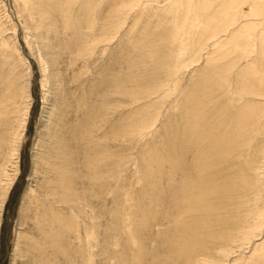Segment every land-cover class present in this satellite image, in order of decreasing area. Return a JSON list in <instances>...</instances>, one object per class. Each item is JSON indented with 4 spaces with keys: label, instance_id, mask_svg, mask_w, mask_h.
<instances>
[{
    "label": "rangeland",
    "instance_id": "rangeland-1",
    "mask_svg": "<svg viewBox=\"0 0 264 264\" xmlns=\"http://www.w3.org/2000/svg\"><path fill=\"white\" fill-rule=\"evenodd\" d=\"M55 1L0 0V264H264V14Z\"/></svg>",
    "mask_w": 264,
    "mask_h": 264
},
{
    "label": "bare ground",
    "instance_id": "bare-ground-1",
    "mask_svg": "<svg viewBox=\"0 0 264 264\" xmlns=\"http://www.w3.org/2000/svg\"><path fill=\"white\" fill-rule=\"evenodd\" d=\"M17 1V0H16ZM20 1V3H21V5L22 6H28V5H32L33 6V3H31V0H19ZM57 1V0H56ZM56 1H55V3H56ZM59 1V0H58ZM94 1L95 0H93V3H94ZM170 1V8H169V10L171 9V10H173V12H175L176 14H179V13H182V15H188L189 14V12H190V14H197V13H194L195 11H198L199 10V8H198V6H196V4H195V0H169ZM244 1H249V0H227V3H226V5H225V8H223V10L225 11L226 9H227V11L228 10H233V9H237L238 7H240V5L244 2ZM14 2V1H13ZM33 2H34V4L36 5V3H35V0H33ZM49 2V1H48ZM60 2V3H59ZM58 3L60 4L59 6L61 7L62 5H61V1H59ZM96 2V1H95ZM250 15L247 13H243V15L245 14V20L244 21H246V23L247 24H249V23H260L261 21H262V18H264L262 15L264 14V0H250ZM54 3V2H53ZM53 3L51 4V5H53ZM57 3V4H58ZM15 4V3H14ZM16 5V4H15ZM21 5H20V8H21ZM50 5V6H51ZM55 5V7H56V4H54ZM53 5V6H54ZM81 5V4H80ZM83 5H85V4H83ZM82 5V6H83ZM91 5V4H90ZM90 5L88 6V5H86L85 6V9L83 8V10H80V11H82L83 13H86V14H88V13H90L89 11L91 10L90 8H88V7H90ZM46 6V5H45ZM64 6V5H63ZM82 6H81V8H82ZM169 6V5H168ZM17 7V6H16ZM47 7V6H46ZM52 7V6H51ZM53 8L52 10L53 11H55V9L56 8ZM94 7H95V4H94ZM25 8V7H24ZM80 9V8H79ZM59 10H61V9H59ZM48 11L50 12L51 10H49L48 9ZM227 11H226V14H228L227 13ZM25 12H27V11H25ZM47 12V11H46ZM57 12H58V6H57ZM56 12V13H57ZM92 12V11H91ZM172 12V13H173ZM48 13V12H47ZM55 13V14H56ZM188 13V14H187ZM20 14V13H19ZM29 14V13H28ZM62 14V13H61ZM61 14H58L59 15V17L61 16ZM226 14H225V17H227V21L230 19L229 17L231 16V14L228 16H226ZM27 15V14H26ZM31 15V14H30ZM50 15V14H49ZM82 15V14H81ZM85 15V14H84ZM216 15V14H215ZM221 15V14H220ZM57 16V15H56ZM80 16V15H79ZM249 16H254V17H252V18H249ZM261 16H262V18H261ZM29 17V16H28ZM82 17V16H81ZM233 17V16H232ZM21 18V17H20ZM187 18V17H186ZM186 18L185 19H183V21L181 20V18H180V23H181V25H183V24H185V23H187V21H186ZM261 18V19H260ZM61 19V18H60ZM81 19V18H80ZM190 19V18H189ZM77 20H79V18L77 19ZM80 22V21H79ZM208 23V22H207ZM24 24V23H23ZM199 23H197L196 24V26H197V28H198V30H195L194 28H195V25H191L190 26V29H189V31H184L185 33H184V35L185 36H187V37H191V39H193L192 37H198V41L200 40V38L202 39V38H204V37H206V36H208L209 35V33H211V32H209V28L207 27V26H204L203 28L202 27H200L199 25H198ZM247 24H244V25H242V26H244V27H242V31H246L247 32V30H250L251 28H249L248 26H246ZM202 25V24H201ZM205 25V24H204ZM22 26V25H21ZM26 26V25H25ZM184 26V25H183ZM184 27H186V26H184ZM234 28V27H233ZM239 28V27H238ZM24 29H25V31H26V27H24ZM183 29V28H182ZM220 29V28H219ZM254 29V28H253ZM235 30V29H234ZM262 30V29H261ZM24 31V30H23ZM212 31V30H211ZM25 33V32H24ZM27 33V32H26ZM226 33H228V30H227V32ZM231 33V32H230ZM232 34V33H231ZM244 34H245V32H244ZM243 34V35H244ZM247 35H248V33H246ZM246 34L244 35V36H246ZM260 35H261V38H262V40H260L259 39V37L260 36H257L256 37V40L260 43V47H261V53H262V58L264 59V32H261L260 31ZM242 36V35H241ZM216 37V36H215ZM213 38V37H212ZM244 38V37H243ZM247 37H245V39H244V42L242 41V44H243V46L246 48H248V46H249V43L248 42H251L252 43V41L251 40H248V39H246ZM253 38V37H252ZM251 38V39H252ZM255 38V37H254ZM28 39V38H27ZM186 39V38H185ZM219 39V38H218ZM218 39H213V41H211V42H208V41H205L206 42V48H209V47H212V46H210V45H212V44H214V46H218V45H220L219 44V40ZM205 40H206V38H205ZM242 40V39H241ZM255 40V42H257ZM62 41V40H61ZM203 41H204V39H203ZM194 42V41H193ZM232 42H234V41H232ZM248 43V44H246V43ZM257 42V43H258ZM231 43V42H230ZM258 43V44H259ZM134 45V44H133ZM182 45H184V44H182ZM191 45H192V42H191ZM248 45V46H247ZM2 46V45H1ZM6 46H8V45H6ZM185 46H187V45H185ZM185 46H183V48L185 47ZM182 48V47H181ZM203 48V47H202ZM243 48V47H242ZM210 49V48H209ZM218 49V48H217ZM203 50V49H202ZM206 50V49H205ZM208 50V49H207ZM199 51V50H198ZM16 52V51H15ZM191 52V51H190ZM199 52H201V50L199 51ZM206 52V51H205ZM83 53V52H82ZM206 54H204V56H205ZM189 56V55H188ZM194 57H195V55H193ZM192 58V57H191ZM204 58V57H203ZM201 60V59H200ZM191 61H192V59H191ZM43 85V84H42ZM249 105V104H248ZM251 108V107H250ZM6 194V193H5ZM257 198V197H256ZM5 200V199H4ZM251 229V228H250ZM244 235V234H243ZM246 235V234H245ZM88 249V248H87ZM231 249V248H230ZM224 253V252H223ZM222 254V253H221ZM225 254V253H224Z\"/></svg>",
    "mask_w": 264,
    "mask_h": 264
}]
</instances>
